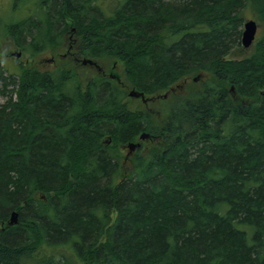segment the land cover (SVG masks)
Listing matches in <instances>:
<instances>
[{
	"label": "trees",
	"instance_id": "1",
	"mask_svg": "<svg viewBox=\"0 0 264 264\" xmlns=\"http://www.w3.org/2000/svg\"><path fill=\"white\" fill-rule=\"evenodd\" d=\"M246 2L261 27L254 50L231 58ZM11 6L28 13L0 38L21 52L73 34L78 57L121 61L131 89L152 96L196 75L201 86L170 92L152 123L124 108L115 80L90 74L83 87L80 62L16 60L14 76L0 57V264H264V0ZM144 131L162 142L124 167L118 144Z\"/></svg>",
	"mask_w": 264,
	"mask_h": 264
},
{
	"label": "rangeland",
	"instance_id": "2",
	"mask_svg": "<svg viewBox=\"0 0 264 264\" xmlns=\"http://www.w3.org/2000/svg\"><path fill=\"white\" fill-rule=\"evenodd\" d=\"M11 5H12V0H0V33H1V26H3L6 22L13 21L16 18H21L22 16L27 15V13H28V11H26V9H22V8L16 10V12H15V10L12 11ZM240 15L242 17V24L247 19H254L258 25V28L260 29V27H261V20L260 19L261 18H260L259 5H255L251 2L250 3H248V2L244 3L241 7ZM241 30H243V26H242ZM257 35H259V32L257 33ZM73 37L74 36L68 34V36L66 37V40L64 42V46L59 47L58 49L57 48L55 50L46 49L45 51L38 52L34 55H30V53H28V52H22L21 55H19V56H16L14 54L15 57L13 56V54L12 55L7 54L9 52L17 53L16 51H17V49H19L18 47L13 46V42H12L13 40L10 37L9 38L5 37V39L0 38V57L3 61V63L5 64L6 73H11L12 75L15 76V74H16L15 69H14L15 64L20 63V62H16V60H20L22 63H25V59H28L32 65H35L37 67L52 68L51 63L49 61L50 57L55 55L56 57H55L54 63H56V61L58 60V54L64 53L63 50L67 46L68 40L72 41V44L74 45V38ZM254 45H255V43L252 42V44L247 48H245L243 46H242L243 48L242 47L241 48H235L229 56L231 58L242 57V56L252 52L254 50ZM81 58H82V56L80 57V60H81ZM99 61H100V64L102 66L107 68V71H112L113 74H116L117 76H119L120 82H126L127 83L128 80H126L127 78L125 77V74L123 72L124 71L123 70V63L121 61H118L115 63H108L106 61H104L105 62L104 63L102 60H99ZM88 67L89 66L83 65L82 63L80 64V66L77 65V68H79L78 69L79 70L78 75L80 77V80L83 81V87L85 86V84L87 82L86 79H87V77L90 76V73L95 72L93 67H89V68ZM6 73H4V74H6ZM117 85L121 87L119 82L117 83ZM199 86H201L200 81H199V83L197 81H195L194 84L191 83V85L188 87H186L184 85H180L178 87L176 86L175 92L173 94L183 95L182 99H184L185 97L187 98L190 94H192V91L194 92ZM11 87L12 86H8V89H11ZM189 87H190V89L188 91H186ZM128 89H130V88L128 87ZM125 91L127 92L126 89H125ZM162 94H163V92H162ZM155 96L157 97V95H155ZM0 97H1L0 102L2 103L3 100H5V97H4V95H1V94H0ZM172 97H173V95L170 94L166 98V100H163L160 98V100L155 99L154 101L148 100L146 102H143L140 98L132 97V96H129L128 94H126L123 102H124V108L126 110H129V111H135L136 110V112L144 111V112L148 113V115L150 116V119L153 123V122H158L159 118L163 116V113H164L163 111L165 109L166 102L168 100H172L173 99ZM143 115H144V113H143ZM144 132L149 134L148 137H145L143 140H141V143L142 142L143 143L139 144L137 147H135V148L143 150L142 152L148 151V149L153 147V146L155 147V145H153V144H157V146H158L159 142L160 141L162 142V140H159L155 136L156 134L149 133L148 131H144ZM150 145H152V146H150ZM118 146H119V148H121V150L124 152V154L126 156L123 164H124V167H127L129 165L128 158L131 157L135 148L132 151H130L127 147V143L126 144H118ZM112 216H114L113 212H112Z\"/></svg>",
	"mask_w": 264,
	"mask_h": 264
},
{
	"label": "flooded vegetation",
	"instance_id": "3",
	"mask_svg": "<svg viewBox=\"0 0 264 264\" xmlns=\"http://www.w3.org/2000/svg\"><path fill=\"white\" fill-rule=\"evenodd\" d=\"M70 35H72L73 36V34H70ZM73 40V39H72ZM70 42V43H69ZM75 42H76V40L74 39V45H75ZM74 45L72 44V41H70V40H68V42H67V46L64 48V53L62 54V53H59L58 54V60L61 58V59H69V60H73V61H75L76 63H79V61L81 62V60H80V57H78L77 55H76V52H75V48H74ZM8 55L10 54V55H12L13 54V56H14V52H9V53H7ZM15 57V56H14ZM55 55H53V56H51L50 57V63H51V66H52V69L53 68H56V63H54V61H55ZM17 58V57H16ZM48 61V62H49ZM94 61H96V65H94V64H89V63H84L86 66H89V67H93L94 68V70H95V72H92V73H90L92 76H94V75H99L100 77H103V78H105L106 80H115L117 83L119 82L120 83V85H121V87L123 88V89H128V87H127V85H125V83L124 82H120L119 81V76H117L116 74H113L112 73V71H107V68H105L104 66H102L101 64H100V61L99 60H94ZM28 63V64H30V65H32L31 63H30V61L28 60V59H25V63ZM53 63V64H52ZM83 64V63H82ZM33 66H35V65H33ZM35 67H37V66H35ZM88 67V68H89ZM37 68H40V69H51V68H46V67H37ZM194 78V77H193ZM196 81V80H195ZM187 82L188 81H186V84H187ZM186 84H184V85H186ZM180 85H182V84H175V85H173V86H171L167 91H168V93L166 94V96H161L160 94H157V97L155 96V95H152V96H150V95H148V96H145L144 95V97H136V98H140L143 102H146V101H148V100H150V101H154L155 99L156 100H160V98L161 99H163V100H165L166 98H167V96L169 95V93L171 92V93H174L175 92V89H176V86L178 87V86H180ZM166 91V92H167ZM128 92H129V90H127V94H128ZM18 213V212H17ZM18 217V216H17Z\"/></svg>",
	"mask_w": 264,
	"mask_h": 264
},
{
	"label": "water",
	"instance_id": "4",
	"mask_svg": "<svg viewBox=\"0 0 264 264\" xmlns=\"http://www.w3.org/2000/svg\"><path fill=\"white\" fill-rule=\"evenodd\" d=\"M257 23L254 19H247L243 22V30L241 31V43L244 47H248L252 44L255 35H256V31H257ZM17 53H15L16 56L20 55V51H16ZM83 63H89V64H94L96 65V61H94L91 58H84L82 59ZM199 78V75L195 76L193 78V80H196ZM230 90L233 91L232 86H230ZM168 93L165 92L163 93L161 96H166V94ZM129 96L132 97H144V93L141 91H138L136 89H130L128 92ZM148 134L146 132H142L139 134V139L142 140L145 137H147ZM140 143L139 142H128L127 143V147L130 151H132L135 147H137ZM18 213L16 210H12L10 215H9V219L7 221V225H11V224H15L18 222Z\"/></svg>",
	"mask_w": 264,
	"mask_h": 264
},
{
	"label": "bare ground",
	"instance_id": "5",
	"mask_svg": "<svg viewBox=\"0 0 264 264\" xmlns=\"http://www.w3.org/2000/svg\"><path fill=\"white\" fill-rule=\"evenodd\" d=\"M1 98V97H0Z\"/></svg>",
	"mask_w": 264,
	"mask_h": 264
}]
</instances>
